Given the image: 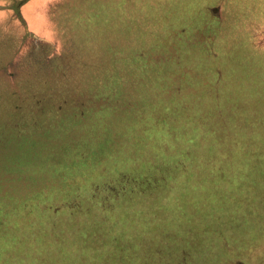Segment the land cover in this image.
Segmentation results:
<instances>
[{"label":"rangeland","instance_id":"rangeland-1","mask_svg":"<svg viewBox=\"0 0 264 264\" xmlns=\"http://www.w3.org/2000/svg\"><path fill=\"white\" fill-rule=\"evenodd\" d=\"M28 1L0 0V264H264V0Z\"/></svg>","mask_w":264,"mask_h":264},{"label":"crops","instance_id":"crops-1","mask_svg":"<svg viewBox=\"0 0 264 264\" xmlns=\"http://www.w3.org/2000/svg\"><path fill=\"white\" fill-rule=\"evenodd\" d=\"M39 1L40 0H29L26 4H23V6L25 7V8H36L38 5V3H39ZM8 6L9 5H6V7L8 8ZM15 13V12H14ZM17 13V15H18V12H16Z\"/></svg>","mask_w":264,"mask_h":264}]
</instances>
